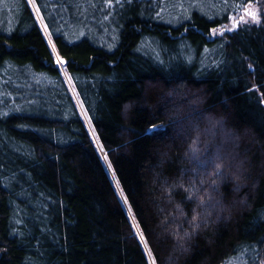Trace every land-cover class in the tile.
I'll use <instances>...</instances> for the list:
<instances>
[{"label": "trees", "instance_id": "16d2710c", "mask_svg": "<svg viewBox=\"0 0 264 264\" xmlns=\"http://www.w3.org/2000/svg\"><path fill=\"white\" fill-rule=\"evenodd\" d=\"M235 257L264 264V0H0V264Z\"/></svg>", "mask_w": 264, "mask_h": 264}, {"label": "rangeland", "instance_id": "374dc122", "mask_svg": "<svg viewBox=\"0 0 264 264\" xmlns=\"http://www.w3.org/2000/svg\"><path fill=\"white\" fill-rule=\"evenodd\" d=\"M252 14H255V19H253ZM241 17H243V19H241ZM260 17L261 16L259 10L255 5H252L248 9H246L245 12H240L233 15L228 23L215 31V34L231 32L241 24L249 23L251 21H259L261 19ZM226 264H244V261L239 257H235L233 259H230Z\"/></svg>", "mask_w": 264, "mask_h": 264}, {"label": "snow or ice", "instance_id": "6c2138e0", "mask_svg": "<svg viewBox=\"0 0 264 264\" xmlns=\"http://www.w3.org/2000/svg\"><path fill=\"white\" fill-rule=\"evenodd\" d=\"M253 15V19H255V14H252ZM241 19H243V17H241ZM155 127V126H154ZM152 129H150V131H151ZM213 167L215 168V171L212 173V175H214V176H217V177H219V176H222L223 175V169H222V164H220V163H216V162H213ZM214 183V182H213ZM190 198V197H189ZM126 199V198H125ZM197 219V216H193V222L195 221ZM139 235H141V238H143L142 237V234H139Z\"/></svg>", "mask_w": 264, "mask_h": 264}]
</instances>
